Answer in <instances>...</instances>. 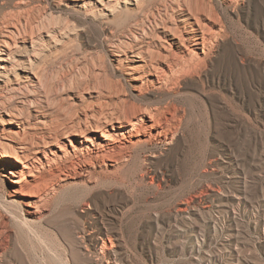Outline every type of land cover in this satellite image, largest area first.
<instances>
[{
  "label": "rangeland",
  "instance_id": "rangeland-1",
  "mask_svg": "<svg viewBox=\"0 0 264 264\" xmlns=\"http://www.w3.org/2000/svg\"><path fill=\"white\" fill-rule=\"evenodd\" d=\"M210 1L223 31L208 58L173 90L172 100L186 112L178 143L150 165L143 157L155 149H139L122 177L91 193H74L55 209L51 204L40 229L48 238L17 234L31 264H49L45 240L63 253L65 235L74 240L77 255L96 264L107 234L127 264H264V0H236L231 6ZM16 2L0 0V17ZM22 2L27 19L69 22L76 30L43 62L46 86L59 97L55 103L70 94L78 107L96 104L92 96L118 78L112 68L117 62L102 52H110L108 31L90 19L68 17L70 7L61 0ZM117 23L109 25L115 37L123 29ZM151 94L139 101L164 102L163 94ZM141 174L152 176L155 185L143 183ZM9 192L0 185V194ZM81 200L90 204L86 212ZM180 201L187 204L183 213L177 211Z\"/></svg>",
  "mask_w": 264,
  "mask_h": 264
},
{
  "label": "bare ground",
  "instance_id": "bare-ground-1",
  "mask_svg": "<svg viewBox=\"0 0 264 264\" xmlns=\"http://www.w3.org/2000/svg\"><path fill=\"white\" fill-rule=\"evenodd\" d=\"M61 1L70 7L64 13L68 17L90 19L108 31L110 52H102L117 62L112 68L118 78L92 96L96 104L78 107L70 94L56 104L59 97L46 86L43 62L47 53L72 39L69 34L75 29L69 22L50 25L44 18L27 19L22 0L3 9L0 185L10 192L0 194V264H31L26 244L17 234L33 232L42 242L48 238L40 229L51 204L55 209L70 195L91 193L99 184L128 172L139 149L156 150L143 157L150 165L178 141L186 112L172 100L173 90L180 78L208 58L223 31L210 0H157L154 9L149 5L155 0ZM235 2L222 0L227 6ZM116 22L123 28L119 37L109 29ZM126 91L132 93L130 98ZM148 92L163 94L164 102L139 101ZM145 177L141 174L143 183L155 185L152 176ZM186 205L178 202L177 211L183 213ZM80 208L86 212L89 202L81 200ZM106 237L101 239L96 264H127L114 240ZM63 240V253L45 240L49 264H89L76 254L70 235ZM10 250L14 260H6Z\"/></svg>",
  "mask_w": 264,
  "mask_h": 264
}]
</instances>
